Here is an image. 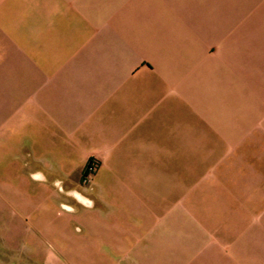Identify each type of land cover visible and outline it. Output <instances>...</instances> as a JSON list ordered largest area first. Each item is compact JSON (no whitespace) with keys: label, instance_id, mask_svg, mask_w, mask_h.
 <instances>
[{"label":"crops","instance_id":"1","mask_svg":"<svg viewBox=\"0 0 264 264\" xmlns=\"http://www.w3.org/2000/svg\"><path fill=\"white\" fill-rule=\"evenodd\" d=\"M0 43V149L86 227L57 259L264 264V0H0Z\"/></svg>","mask_w":264,"mask_h":264},{"label":"rangeland","instance_id":"2","mask_svg":"<svg viewBox=\"0 0 264 264\" xmlns=\"http://www.w3.org/2000/svg\"><path fill=\"white\" fill-rule=\"evenodd\" d=\"M1 52L0 66L3 64ZM2 111L3 105H0V114ZM24 162V154L0 149V264H70L65 256L55 257L54 241L43 236L39 231L40 225L68 218L72 224L80 225L83 231L86 227L77 222L74 215L61 211V204H66V196L55 186L34 180L29 174L34 170ZM91 176L82 178L81 175L79 187L88 186ZM60 201L64 202L59 206ZM92 213L97 215V211ZM57 247L63 249L65 245ZM121 264L134 263L123 260Z\"/></svg>","mask_w":264,"mask_h":264},{"label":"trees","instance_id":"3","mask_svg":"<svg viewBox=\"0 0 264 264\" xmlns=\"http://www.w3.org/2000/svg\"><path fill=\"white\" fill-rule=\"evenodd\" d=\"M93 164L91 161L88 162V164L86 165V167L84 168L83 172H82V178H87L88 176L93 175L95 172H93ZM93 169V170H92ZM97 169V166L95 165V170Z\"/></svg>","mask_w":264,"mask_h":264},{"label":"built area","instance_id":"4","mask_svg":"<svg viewBox=\"0 0 264 264\" xmlns=\"http://www.w3.org/2000/svg\"><path fill=\"white\" fill-rule=\"evenodd\" d=\"M93 169H94V170H93ZM93 169H92V170H93V172H95V171H96V170H95V165H93Z\"/></svg>","mask_w":264,"mask_h":264}]
</instances>
